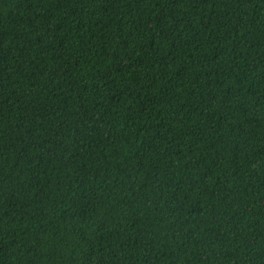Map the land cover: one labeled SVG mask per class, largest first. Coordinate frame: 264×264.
Returning a JSON list of instances; mask_svg holds the SVG:
<instances>
[{
	"label": "trees",
	"instance_id": "1",
	"mask_svg": "<svg viewBox=\"0 0 264 264\" xmlns=\"http://www.w3.org/2000/svg\"><path fill=\"white\" fill-rule=\"evenodd\" d=\"M0 264H264V0H0Z\"/></svg>",
	"mask_w": 264,
	"mask_h": 264
}]
</instances>
